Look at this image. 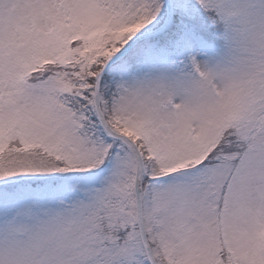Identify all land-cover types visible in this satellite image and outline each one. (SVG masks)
Instances as JSON below:
<instances>
[{
  "label": "snow or ice",
  "instance_id": "snow-or-ice-1",
  "mask_svg": "<svg viewBox=\"0 0 264 264\" xmlns=\"http://www.w3.org/2000/svg\"><path fill=\"white\" fill-rule=\"evenodd\" d=\"M0 264H264V0H0Z\"/></svg>",
  "mask_w": 264,
  "mask_h": 264
}]
</instances>
